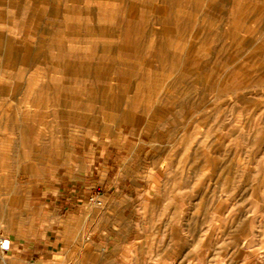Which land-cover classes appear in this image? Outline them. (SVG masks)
<instances>
[{
    "label": "rangeland",
    "instance_id": "374dc122",
    "mask_svg": "<svg viewBox=\"0 0 264 264\" xmlns=\"http://www.w3.org/2000/svg\"><path fill=\"white\" fill-rule=\"evenodd\" d=\"M0 264H264V0H0Z\"/></svg>",
    "mask_w": 264,
    "mask_h": 264
},
{
    "label": "crops",
    "instance_id": "0c3cea01",
    "mask_svg": "<svg viewBox=\"0 0 264 264\" xmlns=\"http://www.w3.org/2000/svg\"><path fill=\"white\" fill-rule=\"evenodd\" d=\"M18 252L23 253L26 256L25 257L26 260H30V261L38 260V257L37 258L34 257L36 256V253L38 251L34 252L32 251V248L22 247L20 250H18Z\"/></svg>",
    "mask_w": 264,
    "mask_h": 264
},
{
    "label": "built area",
    "instance_id": "2783aa9c",
    "mask_svg": "<svg viewBox=\"0 0 264 264\" xmlns=\"http://www.w3.org/2000/svg\"><path fill=\"white\" fill-rule=\"evenodd\" d=\"M5 242H6V241H3V242L1 243V248H2V249H7V246H4V245H5Z\"/></svg>",
    "mask_w": 264,
    "mask_h": 264
},
{
    "label": "bare ground",
    "instance_id": "6f19581e",
    "mask_svg": "<svg viewBox=\"0 0 264 264\" xmlns=\"http://www.w3.org/2000/svg\"><path fill=\"white\" fill-rule=\"evenodd\" d=\"M4 246H7V249H9L10 248V241H6Z\"/></svg>",
    "mask_w": 264,
    "mask_h": 264
}]
</instances>
